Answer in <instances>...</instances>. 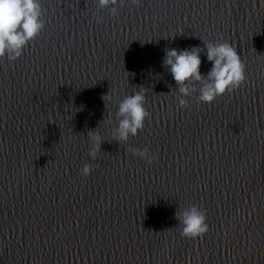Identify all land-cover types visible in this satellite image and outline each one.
Here are the masks:
<instances>
[{"label":"water","instance_id":"obj_1","mask_svg":"<svg viewBox=\"0 0 264 264\" xmlns=\"http://www.w3.org/2000/svg\"><path fill=\"white\" fill-rule=\"evenodd\" d=\"M40 3L44 29L0 59V264H264V0ZM208 42L245 81L179 109L166 53L198 48L206 75ZM141 89L143 130L120 141L118 104ZM191 206L209 229L195 239Z\"/></svg>","mask_w":264,"mask_h":264},{"label":"clouds","instance_id":"obj_2","mask_svg":"<svg viewBox=\"0 0 264 264\" xmlns=\"http://www.w3.org/2000/svg\"><path fill=\"white\" fill-rule=\"evenodd\" d=\"M135 2V0H134ZM117 0H98V7L108 9L116 14ZM98 22L101 19L97 17ZM43 14L40 0H0V59L5 56L12 62L17 60L28 46L44 29ZM207 60L212 67L206 75L200 72L201 59L198 48L191 51L175 49L166 53L164 63L170 66L173 79L180 86L178 108L187 107L188 100L197 92L198 102L211 104L227 90L238 88L245 81L244 65L237 51L227 43H206ZM192 81L200 83V87H189ZM105 101L108 96L102 97ZM146 94L144 89L132 95L125 96L118 104L116 116L119 118L116 138L127 142L129 137L136 136L143 130L145 119L149 113L145 108ZM91 149L88 156L96 160L102 143L98 134H90ZM133 157H138L151 164L156 158L148 148H129ZM92 166L85 164L81 169L82 175H89ZM206 210L191 206L180 213L183 225L181 235L195 239L208 232Z\"/></svg>","mask_w":264,"mask_h":264}]
</instances>
